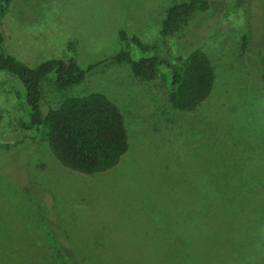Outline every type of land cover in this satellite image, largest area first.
<instances>
[{
    "label": "rangeland",
    "instance_id": "374dc122",
    "mask_svg": "<svg viewBox=\"0 0 264 264\" xmlns=\"http://www.w3.org/2000/svg\"><path fill=\"white\" fill-rule=\"evenodd\" d=\"M178 1L12 0L1 28L18 59H67L72 40L81 68L104 60L61 91L48 74L42 111L103 93L123 113L128 150L103 172L64 167L35 132L7 123L8 111L25 120L29 108L23 84L0 71V100L11 102L0 106V264H66L68 253L91 264H264V0H214L169 39L172 55L201 49L214 64L192 112L165 100L166 69L143 81L112 58L148 55L118 30L156 41Z\"/></svg>",
    "mask_w": 264,
    "mask_h": 264
},
{
    "label": "trees",
    "instance_id": "16d2710c",
    "mask_svg": "<svg viewBox=\"0 0 264 264\" xmlns=\"http://www.w3.org/2000/svg\"><path fill=\"white\" fill-rule=\"evenodd\" d=\"M213 1L180 0L171 4L162 19L158 38L151 43L142 41L135 34L129 36L125 30L119 29L118 35L123 43H133L143 54H149L134 60L129 50L121 49L112 58L117 62H128L133 77L143 81L155 80L161 70L166 69L169 72V87L164 97L169 106L181 112L197 110L208 99L213 87L214 64L201 49H195L183 59L174 56L168 41L183 29L195 12L208 10ZM11 2L0 0V71L12 75L23 84L29 109L25 120L17 119L14 112L8 111L12 115L7 116V123L12 122L27 133L35 132L47 142L61 165L68 169L94 174L114 167L128 150V133L123 113L106 95L92 92L83 96H69L55 108L46 112L41 109V84L48 74L54 72L53 87L61 91L82 82L87 71L104 60L90 64L86 69L81 68L75 58L76 49L72 40L67 42L70 53L67 59L50 58L35 66L18 59L6 47L3 31L8 27L4 18ZM249 39L248 33L242 36L244 51L248 50ZM257 60L260 79L264 83V56L259 54ZM0 106H6L7 110L11 102L8 98L1 99ZM64 260L66 264H91L86 256L73 253L64 255Z\"/></svg>",
    "mask_w": 264,
    "mask_h": 264
}]
</instances>
